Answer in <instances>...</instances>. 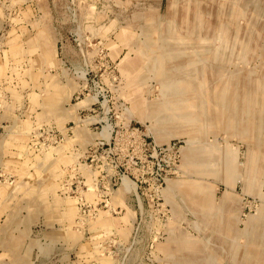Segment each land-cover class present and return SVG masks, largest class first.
<instances>
[{
    "label": "rangeland",
    "instance_id": "rangeland-1",
    "mask_svg": "<svg viewBox=\"0 0 264 264\" xmlns=\"http://www.w3.org/2000/svg\"><path fill=\"white\" fill-rule=\"evenodd\" d=\"M0 264H264V0H0Z\"/></svg>",
    "mask_w": 264,
    "mask_h": 264
},
{
    "label": "bare ground",
    "instance_id": "bare-ground-1",
    "mask_svg": "<svg viewBox=\"0 0 264 264\" xmlns=\"http://www.w3.org/2000/svg\"><path fill=\"white\" fill-rule=\"evenodd\" d=\"M233 113V112H232ZM223 114V113H222Z\"/></svg>",
    "mask_w": 264,
    "mask_h": 264
}]
</instances>
